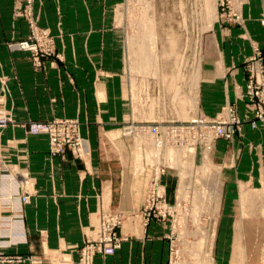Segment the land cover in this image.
I'll use <instances>...</instances> for the list:
<instances>
[{"label":"crops","instance_id":"crops-1","mask_svg":"<svg viewBox=\"0 0 264 264\" xmlns=\"http://www.w3.org/2000/svg\"><path fill=\"white\" fill-rule=\"evenodd\" d=\"M33 1L35 11L42 14V23L53 33H61L59 49L108 48L113 50V64L120 62V52L114 50H119L124 32L118 12L124 0ZM246 2L242 10L244 26L215 21L209 30L210 45L204 51L197 90V110L206 116L214 117L226 103H235L240 117L248 112L243 100L245 63L255 48L264 45V27L260 23L264 0ZM13 4L14 0H0V18H7ZM9 31L10 27L0 21V76H8L13 98L8 107L16 122L0 129V239L15 241L11 253L26 256L15 264H79L80 248L95 237L104 212L122 214L117 234L123 241L114 254H97L93 264H169L174 235L171 221L151 218L146 222L143 208L154 169L162 165L169 167L162 176L167 202L175 208L179 206L178 166L167 164L164 149L151 134L122 132L123 125L135 117L125 97L123 104H118L115 92L109 100L104 91L100 94L97 90L95 103L87 104L68 83L56 85L62 77L67 82L65 74L58 79L54 69L45 74L35 72L28 54L11 53L1 40ZM70 31L97 34L98 40L91 45L90 40L85 44L78 40L67 43L62 34ZM122 45L124 48V42ZM68 62L72 64L70 58ZM76 68L71 73L78 80L82 73H76ZM44 87L53 97L68 90L78 96L71 101V108L69 103L63 106L64 99H58L52 111L77 114L89 144L85 158L70 152L51 156L47 136L27 133V122L48 120L39 113L50 110L37 108L46 106L47 101L42 99L49 95ZM37 90L41 98L35 101ZM209 152L220 168V207L245 186L264 187V126L245 124L233 138L217 139ZM192 154L181 160L203 157L200 147ZM23 195H29L26 203L21 200Z\"/></svg>","mask_w":264,"mask_h":264},{"label":"rangeland","instance_id":"rangeland-1","mask_svg":"<svg viewBox=\"0 0 264 264\" xmlns=\"http://www.w3.org/2000/svg\"><path fill=\"white\" fill-rule=\"evenodd\" d=\"M245 3L246 0H216L215 16L211 0H124L118 6L119 23L124 27L119 42L122 47L114 50L116 53L120 52L121 59L118 64H113L112 49L91 47L59 49L61 33H53L42 23V14L35 11L33 0H14L7 18H0V21L5 22V26L10 27V31L5 33L1 40L11 53L28 54L35 72L45 74L49 69H54L59 76L58 79L65 74L67 82H63L62 77L56 85L68 83L87 104L95 103L97 90L101 92L100 94L105 92L109 100L115 92L118 104H123L121 102L125 97L135 117L131 122L123 125L121 130L124 134L127 133L125 127L131 124L187 122L202 116L215 118L227 106L236 109V115L241 121L237 133H241L245 124L255 128L264 126V121L256 118L254 107L246 98V89L243 100L248 106V112L243 117H240L235 103H226L214 117L198 112L197 90L204 51L210 45L209 30L215 21L244 26L245 18L242 10ZM149 19L152 24L150 27L152 34L147 39L144 30L145 22ZM263 21L264 16L260 18V23L264 27ZM69 28L73 30V26ZM63 37L67 43L78 40L80 44H85L90 40L89 45L98 40L97 34L71 31L62 34ZM137 46L143 47L144 55L142 53L135 56ZM257 50L264 56V45L262 48H255L253 56L245 63L247 81L249 79L247 62L256 55ZM123 55H125L124 59ZM68 58L71 59L72 64L68 62ZM76 60H78L77 65H75ZM75 67H77L76 73H82L78 80H75L71 73L72 68ZM115 72H117L116 77L113 75ZM8 82V76H0L2 93L0 110L11 119L4 128L16 123L8 107L13 100ZM43 90L49 95L42 99L47 101L46 106L40 105L37 108L50 110L47 113H39L40 116H47L48 120L27 122L24 124L27 133H29V125L33 122L72 120L77 122L81 137L87 141L82 135L81 120L76 116L77 114L52 111L56 109L58 99L62 101L64 99L63 106L69 103L68 108H71L74 105L71 101L78 98V96L74 97L76 93L70 90L62 91L61 96L59 94L53 97L50 96L48 88L44 87ZM36 92L35 101L41 98L39 90ZM90 115L96 117L97 114ZM37 135L47 136L50 153L48 135ZM163 149L165 161L173 168L178 166L180 176L179 206L176 208L174 220L171 221L174 235L171 238L169 264L172 261L174 264H232L237 241L240 240L243 244L245 237L251 238L249 236L254 235L256 231V228L253 230L249 227L245 228L246 231L241 230V221L245 218L241 209L243 194L247 192L250 198L248 201H251L248 204L255 206L254 212H251L255 217L251 218V221H260L262 210L258 209L260 205H264V187L245 186L240 194L236 192L230 199L228 198L227 205L220 207L222 195L220 168L210 159V152L202 153L203 157L200 160H192L189 157L188 161H183L182 157L190 155L186 149L179 147ZM260 232L263 251L264 233ZM257 236L251 239L257 241ZM13 245H16L15 241L0 239V256L4 253L3 257L7 258L5 261L0 260V264H15L25 260L26 256L23 254L11 253L10 248ZM262 254L264 256V252ZM263 256L259 248L256 257L246 258L245 261H249L247 264H261ZM16 257H22V260L17 261Z\"/></svg>","mask_w":264,"mask_h":264},{"label":"built area","instance_id":"built-area-1","mask_svg":"<svg viewBox=\"0 0 264 264\" xmlns=\"http://www.w3.org/2000/svg\"><path fill=\"white\" fill-rule=\"evenodd\" d=\"M264 23V21H263ZM27 45V44H25ZM249 79L246 86V98L252 103L256 118L264 121V56L257 50L256 55L248 62ZM11 119L0 110V128L6 127ZM256 121L253 123L255 125ZM241 121L236 115V109L227 106L215 118L197 117L187 122H158L152 124H131L125 127L128 134L147 133L155 138L161 147H179L188 153H195L200 147L202 153L210 151L213 143L220 138L231 139L240 128ZM31 134H46L50 139L52 156L71 152L77 158L83 159L89 153L88 142L81 137L77 122L72 120H54L50 122H33L29 125ZM169 167L157 166L152 174L148 187L147 199L143 208L145 221L151 218L173 221L176 208L167 202L166 188L162 176ZM29 195L21 196L26 203ZM123 216L104 212L101 215L95 237L87 239L80 248L79 264H93L97 254L112 255L122 245L123 238L117 234ZM172 251V250H171ZM172 254V252H171ZM1 254L0 260H7ZM17 261L22 257H16ZM1 263V262H0ZM174 264V262H170Z\"/></svg>","mask_w":264,"mask_h":264},{"label":"bare ground","instance_id":"bare-ground-1","mask_svg":"<svg viewBox=\"0 0 264 264\" xmlns=\"http://www.w3.org/2000/svg\"><path fill=\"white\" fill-rule=\"evenodd\" d=\"M215 2H216V0H211V3H212V11L214 13H215ZM215 16H216V13H215ZM150 22H151L150 19L145 22L146 23L145 24L146 25V28L144 30V33H145V37H147V39H148L149 35L152 34L151 29H150V27L152 26V24ZM148 28L150 30H148ZM154 45H155V43H154ZM142 48L143 47L137 46V49L135 51V56L140 55V54L143 53V50L144 49H142ZM147 49H148V47H147ZM143 55H144V53H143ZM143 58H144V56H143ZM220 190H219V193H221ZM248 199H250V198L248 197L247 192L246 193L244 192L243 199H242V202H241L242 203V206H241L242 208L241 209H242L243 216L245 218H244V221L243 220L241 221V225L242 226L241 225L240 226H241V230L242 229L245 230L246 227H249L250 229L253 228V230H254V228H256L255 234L254 235H251L249 237L252 238V237H256L258 235L257 236V241L252 240L251 238L245 237V242H243V244H242V242H240V240H238L237 243H236V246L234 247L235 249H234V253H233V259L231 260L232 261V264H247V263H249V261L248 262L245 261V260H247L246 258L252 259V258L256 257V255L258 254L259 248H260V254H261V256H263L262 252H264V250L262 251V249H261L262 248V245H263L262 244L263 241L261 240V237H260V235H261V232L260 231H262L264 233V205H262V206L260 205L259 206V209H258V210H262L261 211V217H259L260 221H257V220L251 221V218L255 217V216H252L254 214H251V212L253 211V208L255 206L253 207L251 204H248V203L251 202V201H248ZM257 214L259 215L260 213H257ZM236 227H238V226H236ZM263 257H262V260H261V264H264V258Z\"/></svg>","mask_w":264,"mask_h":264}]
</instances>
